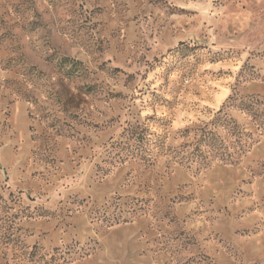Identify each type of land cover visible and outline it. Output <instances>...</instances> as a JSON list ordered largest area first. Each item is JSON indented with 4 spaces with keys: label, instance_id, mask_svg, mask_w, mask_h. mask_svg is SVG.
Here are the masks:
<instances>
[{
    "label": "rangeland",
    "instance_id": "rangeland-1",
    "mask_svg": "<svg viewBox=\"0 0 264 264\" xmlns=\"http://www.w3.org/2000/svg\"><path fill=\"white\" fill-rule=\"evenodd\" d=\"M252 97L264 0H0V264H264Z\"/></svg>",
    "mask_w": 264,
    "mask_h": 264
},
{
    "label": "trees",
    "instance_id": "trees-1",
    "mask_svg": "<svg viewBox=\"0 0 264 264\" xmlns=\"http://www.w3.org/2000/svg\"><path fill=\"white\" fill-rule=\"evenodd\" d=\"M261 101L258 98H251L250 100L243 101L239 107L248 113H251L254 115V117L257 120L263 119L262 121L264 122V117L263 114L260 112V107H261ZM217 120L222 122L224 125H231L232 121L228 117L227 113L223 112V109L219 110L218 112V117ZM233 129H236V127H233ZM238 135L242 136L244 135L241 132H237ZM241 140V137L239 138ZM203 141V140H202ZM206 146L210 148L211 152L215 155L221 158L222 160H232L234 157V154L230 152L229 148L226 146V144L215 138V135H213V138H207L206 140Z\"/></svg>",
    "mask_w": 264,
    "mask_h": 264
}]
</instances>
